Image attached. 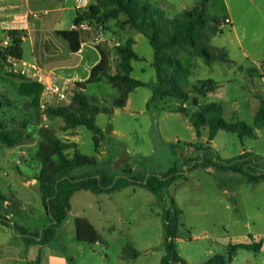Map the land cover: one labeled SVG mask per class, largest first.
Listing matches in <instances>:
<instances>
[{"label":"rangeland","instance_id":"374dc122","mask_svg":"<svg viewBox=\"0 0 264 264\" xmlns=\"http://www.w3.org/2000/svg\"><path fill=\"white\" fill-rule=\"evenodd\" d=\"M209 2L211 15L230 16L228 19L233 21V25L229 21L223 32L211 40L212 46L225 50L230 62L206 65L201 58H193V75L187 83L190 98L187 101L168 98L151 102L157 81L156 71L151 65L154 50L145 36L124 23V17L112 20L106 26H95L101 28L100 33L104 34L98 39L100 45L112 53V73L120 62L115 49L130 37H138L134 50L144 60L133 62L132 77L146 84L130 95V102L125 108L114 109L112 115L101 113L96 116V125L103 131L99 148L94 142L95 135L87 128L66 131L61 118L46 115L48 109L69 107L76 93L75 88L67 101L53 102L48 109L43 111L40 108L34 112L28 99L17 97L14 79L0 81V89L17 101L15 108L7 111L8 116L20 120L35 115L24 130L28 139L23 144L14 148L0 147L1 167L4 168L0 174V189L8 202L7 205L0 201V212L4 216L9 215L13 223L37 232L47 221L39 185L31 182L42 167L35 159L41 141V127L51 128L63 141L75 140L82 154L98 160L95 167L73 172L72 176L76 178L104 175L115 179L122 176L125 170H131V175L135 177L166 174L173 168L183 171L194 164L200 166L206 159L217 158L216 155L232 159L247 150L264 156V128L257 140L242 142L237 135L220 131L212 142H208V132L192 141L196 132L189 116L197 110L193 102L195 98L201 104H221L228 122L242 120L253 126L259 99L264 97V0ZM194 6V3H188L185 10ZM182 10L179 3H175L169 12ZM205 80L221 83L222 88L207 97L195 94L193 87ZM85 93L98 108L111 109L114 101L120 98V91L107 80L89 86ZM41 102L42 98L40 105ZM181 108H185L186 112H180ZM209 147H212L211 151ZM241 178L213 167L198 169L166 190L164 201L142 188H138L142 190H137L136 195L128 189L111 198H103L100 202L102 216L98 212L95 194H79L74 199L73 212L58 229L55 239L43 246L38 255L43 264H64L57 257L68 258V264H162L166 251L161 215L165 206L170 207L171 199L184 212L181 221L183 235L177 242V250L188 264H203L216 253L227 254L229 245L244 241L248 229L259 234L261 242L252 245L262 249L264 182L248 184ZM27 182H30L29 186H25ZM220 189L230 192L229 197ZM236 191L237 197L233 194ZM125 193H128L127 196ZM236 199L239 201L238 212ZM82 210L85 217L96 224L102 243L86 244L74 240L76 230L69 231V225L74 215ZM4 238L15 244L21 256L29 253L20 236L16 237V241L10 236ZM128 243L133 244L139 257L123 261V249ZM260 252L240 249L233 264H264V251Z\"/></svg>","mask_w":264,"mask_h":264},{"label":"trees","instance_id":"16d2710c","mask_svg":"<svg viewBox=\"0 0 264 264\" xmlns=\"http://www.w3.org/2000/svg\"><path fill=\"white\" fill-rule=\"evenodd\" d=\"M96 4L87 11L78 12L76 25L89 22L95 26H106L112 20L124 17V23L139 31L145 36L154 50L153 67L156 71L157 82L154 88L152 103L164 101L168 98L187 101L190 94L187 83L193 75V58H201L206 65L215 62H230L224 49L211 45L214 36L221 34L226 26L228 17H217L210 14L209 0H198L195 7L184 11L182 14L170 19L154 7L149 0H95ZM57 35L69 43L70 50H80L81 37L78 30L57 32ZM10 45L1 46L0 42V81L11 78L16 81V95L19 99H28L30 108L34 112L40 110V100L43 86L37 82L26 79L10 70V58L22 60L23 34L18 31L8 33ZM136 42L133 37L115 49L119 57L115 73H112V53L109 49L98 45L102 56L101 63L92 71L87 83H77L75 96L69 107L51 108L46 115L49 118H61L64 121V130H75L85 127L94 136L96 148L100 147L103 131L96 125V116L104 113L112 115L114 109L125 108L130 95L138 88L146 86L143 82L132 77L133 62L144 60L134 50ZM107 80L114 88L120 91V98L114 101L113 108H98L91 103L88 96L83 94L89 86ZM222 88V84L213 80L200 81L193 87V92L202 97H207ZM82 90V91H81ZM197 110L189 116V122L195 129L197 138L208 132V142L213 141L220 131L237 135L242 141L255 139L257 129L264 128V97L259 99V108L254 116L253 126L242 120L228 122L225 119V110L221 104H201L198 98L193 100ZM17 101L0 89V147L14 148L23 144L28 136L27 129L34 114L18 120L8 116L15 108ZM150 105H148V108ZM180 112L185 113V108ZM41 141L35 154L36 161L40 162L41 170L36 177L39 185L42 204L50 223L41 232H32L27 228L13 223L0 212V222L12 228L28 246L43 247L51 243L58 229L66 222L71 212L72 197L80 191L91 192L96 195L111 194L126 188H142L153 195L165 199V191L179 180L187 179L188 175L198 169L215 168L217 171L232 173L242 177L248 184L264 182V159L252 153H244L232 159L217 158L206 159L200 166L191 165L183 171L176 168L166 174H150L146 177H135L131 170H125L118 178L108 176L74 177L72 173L77 169L95 167L98 160L82 154L78 144L63 141L49 127L39 129ZM194 146V145H189ZM211 151V147H209ZM72 152V153H70ZM1 163V162H0ZM1 173V167H0ZM0 201L7 198L0 189ZM183 211L171 199L170 207H164L162 212L164 229V247L166 255L162 264H188L178 253L177 241L182 238ZM77 240L86 244L102 243V238L97 229L83 217L75 220ZM190 235V232H186ZM240 249L259 252L260 247L254 245H229L227 254L216 253L203 264H232L233 259ZM139 257V252L131 243L123 249L124 260H134ZM36 264H41L38 257Z\"/></svg>","mask_w":264,"mask_h":264},{"label":"crops","instance_id":"0c3cea01","mask_svg":"<svg viewBox=\"0 0 264 264\" xmlns=\"http://www.w3.org/2000/svg\"><path fill=\"white\" fill-rule=\"evenodd\" d=\"M79 1L81 0H0V42H3L7 38H9L8 33L10 31L21 32L23 34V43H22V49H23L22 61L23 62L29 65H32V66L40 67L47 74H49L52 78H54V80L57 82L69 84L72 86H74L77 83H87L91 78L92 71L102 61V56L97 48L98 45H100L98 41V31L95 29L94 30H78L80 33V37H81V46H80V50H78L77 52H72L70 50L69 43L57 35V32L77 30L76 29V19L78 16L77 6L79 4ZM82 1L84 2L82 12L87 11L91 6H94L96 4L95 0H82ZM149 2L154 7L161 10L164 13L166 18H169V17H176L182 14L184 11L193 9L195 6L187 10H185V7H187L188 3H191V4L194 3V5H196L198 0H149ZM175 3L176 4L179 3V5L183 9L182 12L180 11L169 12L171 6H173ZM34 13L40 14L41 18L39 20L32 19L30 16ZM230 21H231V25H233V21L231 19ZM134 39H135V42L137 43L138 37H134ZM151 65L153 66L152 63ZM239 69L243 70L242 68H239ZM87 90L88 88L86 90H83V91L81 90V91L83 92V94H86L85 92ZM42 96L43 95H41V98ZM129 102L130 101L128 99L127 105L129 104ZM60 107H63V106H60ZM60 107L57 106L56 108H60ZM262 129H257L255 131L256 138L252 140H257V138H259V132ZM76 130H80V128H77ZM217 137L218 135L216 136L215 139H217ZM196 139H197V136L192 141ZM243 141L244 140H242V142ZM66 142H71V143L73 142L77 144L75 140L66 141ZM178 143H180V141ZM244 153H252L255 155H259L264 159V156H262L261 154H258L257 152H254L253 150L244 151L242 154ZM0 167H1V163H0ZM3 170L4 168L1 167V173ZM36 176L37 175L31 178L32 180L31 182L33 185H38L35 179ZM93 176H96V175H93ZM24 178L27 180V177H24ZM29 185H30V182H27L25 184V186H29ZM128 189L132 190L133 192L132 195H136L137 190H142L138 188H126V189H123L121 191L114 192L111 194H100V195L95 194L97 198L96 202L99 206L98 212L100 213V215L101 216L104 215V213L102 212L101 205H100V202H102L103 198H111V196H115L123 192L124 190H128ZM221 191H223V194L226 197H229L230 192L226 190H221ZM87 193H90V192L80 191V192H77L72 197V200H71L72 209H71L70 214L74 210V204H73L74 199H76L77 196H79V194H87ZM125 194L127 196L128 193H125ZM233 194L235 195V197H237L238 193L236 191ZM5 204L8 205V202L6 201ZM238 205H239V201L237 200V208H236L237 211L236 212L239 211ZM177 206L181 209V207L178 204ZM82 211L83 212H77L74 215L73 221L69 225V229H68L69 231H72L73 228L76 230L75 220L78 217L86 218L96 228V224L94 223V221L91 220L90 218L85 217V213H84L85 211L84 210ZM8 216L9 215H7L6 217L8 218ZM46 216H47V221L44 223L42 230L50 223V218L48 217L47 214ZM28 229L32 232H37L36 230H32L30 228ZM4 236L5 237L10 236L13 241H16V237L19 235L12 228L7 227L3 224L1 225L0 227V264H17V262H19V264H36V261L38 257L40 256V254L38 255V251L42 250L43 249L42 247L28 246L22 240L29 253L27 252L28 253L27 255L21 256L18 252L19 249L16 248L15 244H13L11 240L6 241ZM74 238H75L74 240L78 241L76 233L74 235ZM257 241L261 242L259 234L251 229H248V231L244 235V241L237 245H252ZM260 251L261 252L264 251V246L262 247V249H260ZM56 259L63 261L64 264H68L67 262L68 258L64 259L62 257L61 258L57 257ZM123 261H126V260H123ZM41 264H43L42 259H41Z\"/></svg>","mask_w":264,"mask_h":264},{"label":"built area","instance_id":"2783aa9c","mask_svg":"<svg viewBox=\"0 0 264 264\" xmlns=\"http://www.w3.org/2000/svg\"><path fill=\"white\" fill-rule=\"evenodd\" d=\"M84 2L81 0L77 6L78 12L82 13ZM34 20H39L41 18L40 14L34 13L30 16ZM229 19H226L225 23H229ZM77 30H97L98 39L103 38V33H100L101 28H96L89 22H83L80 25H76ZM10 39L7 38L5 41L1 42V46L7 47L10 45ZM11 66L10 70L26 79L37 82L43 86L42 92V102L40 108L44 111L48 109V105L53 102H65L69 99L70 95L73 93L72 85L57 82L49 74H47L43 69L38 66L29 65L22 60L12 59L9 60Z\"/></svg>","mask_w":264,"mask_h":264}]
</instances>
